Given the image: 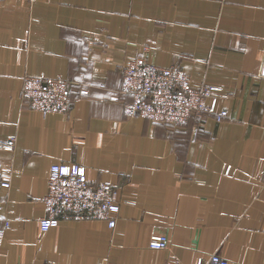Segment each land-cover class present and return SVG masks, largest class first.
I'll return each mask as SVG.
<instances>
[{
	"label": "crops",
	"instance_id": "0c3cea01",
	"mask_svg": "<svg viewBox=\"0 0 264 264\" xmlns=\"http://www.w3.org/2000/svg\"><path fill=\"white\" fill-rule=\"evenodd\" d=\"M216 110L174 124L129 116L125 65L144 50ZM264 0H0V264H196L220 254L264 264ZM69 84L65 113L21 97L25 76ZM15 138L12 151L1 146ZM75 162L120 204L103 219L42 232L50 167ZM168 238L151 248L152 236Z\"/></svg>",
	"mask_w": 264,
	"mask_h": 264
},
{
	"label": "built area",
	"instance_id": "2783aa9c",
	"mask_svg": "<svg viewBox=\"0 0 264 264\" xmlns=\"http://www.w3.org/2000/svg\"><path fill=\"white\" fill-rule=\"evenodd\" d=\"M264 79V49L258 70ZM123 90L132 97L125 106L129 116H142L150 120L174 124L201 121L206 114H213L217 122L223 121L228 112L216 110L221 88L215 84L202 83L195 86L191 77L179 66L161 67L150 59L148 50L131 59L124 68ZM21 97L31 108L46 116L50 113H65L69 105V84L61 77L27 75L23 79ZM15 138H10L2 149L12 151ZM9 181L1 178L0 189H9ZM47 215L40 219L42 232L57 227L62 218L103 219L113 229L120 213L111 187L103 182L91 183L83 165L55 163L50 167L48 187L42 198ZM8 222L0 227V244ZM154 249H165L168 238L164 234L154 235L150 245ZM166 264H179L178 260ZM196 264H244L231 262L216 253L207 259L199 258Z\"/></svg>",
	"mask_w": 264,
	"mask_h": 264
}]
</instances>
